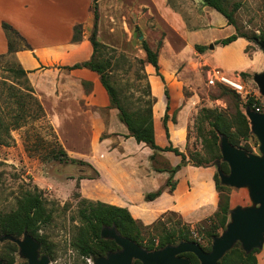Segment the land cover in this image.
Instances as JSON below:
<instances>
[{
  "label": "rangeland",
  "instance_id": "rangeland-1",
  "mask_svg": "<svg viewBox=\"0 0 264 264\" xmlns=\"http://www.w3.org/2000/svg\"><path fill=\"white\" fill-rule=\"evenodd\" d=\"M232 1L240 3L234 14L239 32L251 36L264 30V0ZM180 2L181 0H169L170 5L180 11L187 28L183 26L175 30L158 15L143 11L136 19L130 16L126 25L119 23L116 27L115 24L116 31L107 30L112 32L111 41L115 45H108L109 49L103 50L102 54L110 60L107 72L113 85L118 88L125 107L130 110L142 109L147 106L149 97H153L156 101L153 104L154 110L157 112L165 98L164 83L155 74L154 68L142 61L145 54L142 57L139 49L141 42L145 41L151 49L157 50L160 73L168 90L171 88L176 97L182 98L184 105L189 103L184 108L187 120V145L184 152L187 157L191 155L200 158L205 155V151L197 131L198 112L202 107L224 110L227 106L226 98H215L214 95L217 94L219 85L230 88L213 79L212 69L220 67L226 77L233 80L241 78L244 89L249 92L246 98L245 93L243 96L239 95L243 108L248 98L263 100L252 80V74L264 69V52L255 41L244 37H238L226 45H217L219 38L234 33L235 27L214 26L217 22L224 21V17L209 6L202 9L191 5L192 9L187 11L179 8ZM210 22H213L212 26L208 27ZM195 44L206 46L208 65L195 50ZM210 44H213V48ZM17 66L18 62L12 55L0 56V214L14 210L25 191L37 188L46 209L51 213V221L42 225L39 230L44 239L40 243V254L49 257V264H94V259L80 255L74 246L80 225L78 207L82 198L79 177L92 174V170L87 165L72 162L69 159L74 158L72 152L67 153L69 158H52L49 152L57 151L63 145L49 120L40 118L37 114L27 87L32 85L27 75L28 82L25 83L24 77L12 71ZM243 70L248 71V75L243 76ZM149 91L151 96L148 95ZM23 103L28 110L26 114L19 109ZM105 113L107 110H103V114ZM170 114L169 117L175 121L177 112ZM117 120L114 127L126 129L118 117ZM16 125L18 127L15 128ZM159 127L162 131V125ZM161 134L163 135V131ZM105 135L103 133L102 137ZM131 142L128 146L133 148L134 140ZM241 144L250 146L251 151L246 150L247 152L261 154L254 134L248 140H242ZM69 145L78 149L76 152L90 154L89 134H84L82 141H74ZM216 162L213 163L215 169ZM154 164L162 167L167 165V161L163 155L157 154ZM229 192L236 195L235 206L253 204L246 187L230 186ZM163 217L165 220L170 218L171 222L179 218L189 226L192 238L203 246L209 244L205 237L197 233L201 222L192 225L177 214H165ZM205 223L202 221V224ZM144 226L143 234L148 236L152 229L147 227L149 225ZM166 226H170V223L167 222ZM177 243L179 242L175 244ZM11 248L8 240L0 241V259L13 256L12 263H4L27 264V259L19 254L18 245L15 251H11ZM256 256L258 264H264V241Z\"/></svg>",
  "mask_w": 264,
  "mask_h": 264
},
{
  "label": "crops",
  "instance_id": "crops-1",
  "mask_svg": "<svg viewBox=\"0 0 264 264\" xmlns=\"http://www.w3.org/2000/svg\"><path fill=\"white\" fill-rule=\"evenodd\" d=\"M191 5L202 9L207 7L202 0H188L187 3L181 0L179 8L189 11ZM98 6L97 38L106 45H115L111 41L110 31H116L119 23H129L127 19L130 20V16L136 19L143 11L158 15L175 30L183 26L187 28L180 11L170 5L169 0H98ZM2 22L9 23L29 45L9 55L27 71L34 95L41 103L59 142L67 153L72 152V157L89 162L99 172L98 177L80 179L82 197L124 207L144 225L153 223L167 211L176 212L192 225L213 215L218 204L213 180L216 171L214 165H183L172 178L175 181L174 189L169 190V186L165 185L169 172L154 170L150 159L153 150L143 142L138 143L133 137H127V128L114 127L118 122L117 109L109 107V96L99 74L85 67L65 68L90 59L93 53L89 40L93 28L92 0H0V54H7L8 43ZM210 23L208 27L213 22ZM76 25L81 27V37L75 41L73 34ZM214 26L232 25H227L224 18ZM139 50L141 56L145 54L141 46ZM205 55L206 49L200 56L208 65L209 60ZM169 93V139L174 147L184 152L187 145L184 108L189 103L184 105L182 98L176 97L171 88ZM165 106V98L157 112L153 106L155 141L160 147L170 143L164 130L162 135L159 127ZM103 110H107V113L103 114ZM170 112H177L175 121L169 117ZM103 133L106 134L104 137ZM84 134L90 136V154L76 152L78 149L69 145L82 141ZM132 139L134 147L130 148L128 143H132ZM157 154L165 157L168 167L181 161V157L172 151H158L155 158ZM160 187L163 190L156 198H145L147 193ZM235 205L236 195L231 192L230 206Z\"/></svg>",
  "mask_w": 264,
  "mask_h": 264
},
{
  "label": "trees",
  "instance_id": "trees-1",
  "mask_svg": "<svg viewBox=\"0 0 264 264\" xmlns=\"http://www.w3.org/2000/svg\"><path fill=\"white\" fill-rule=\"evenodd\" d=\"M202 2L220 13L225 18L227 25L235 27L234 33L219 39L216 44L226 45L235 41L238 37L264 42V30L261 32L259 31L258 34L253 33L251 36L238 31L234 14L240 6L239 2H234L232 0H202ZM92 11L93 28L89 35V40L93 48V53L90 59L77 62L71 66H66L65 68L75 69L85 67L99 74L100 81L109 96V107L117 109L118 119L127 128V137H133L136 142H143L153 150L150 159L153 161L154 170L169 172V177L165 183V185L169 186V190H173L175 187V181L172 179L174 174L187 163L194 166H210L217 161L219 168L223 173L226 174L229 172L228 164L222 160L220 153V137L222 135L225 136L232 145L251 151L250 146L248 144L242 145L241 141H246L253 135L250 130L249 119L245 115V109H253L252 103L254 102V99L248 98L244 107L241 108L240 96L233 89L224 85H219L217 87V94H215L214 97H225L227 103L226 108L222 110L219 108L202 107L198 112L197 131L198 136L201 138V144L204 148L205 155L200 156V158L191 155L187 157L185 152L180 151L177 147H174L171 144L167 127V112L169 110L170 93L165 84L164 77L160 73L157 50L151 49L145 41H142L141 47L145 52V58L142 59V61L152 65L155 74L159 76L164 83L163 93L166 100V106L165 113L162 117V127L165 136L170 143L168 146L160 147L155 141L153 125V104L155 103V99L149 97V100H147V106L139 110H130L125 107L118 88L113 85L110 80V74L107 72V69L110 66V60L105 58L102 54V51L109 49V46L102 43L97 38V26L99 20L98 0H92ZM1 26L5 32L8 43L7 54H0L1 57L9 55L16 50L29 47L24 38L9 23L2 22ZM80 37L81 27L76 25L74 27L73 40H79ZM194 48L197 52L202 53L205 51L206 46L204 44H195ZM12 71L17 73L20 77H24L25 83L28 82L26 77L27 71L24 70L19 63L17 68H12ZM241 74L243 76L248 75L247 72H241ZM27 87L30 92V97L33 99L36 106L37 114L40 118H47L41 103L34 95V89L31 86ZM150 94L149 91L148 95L151 96ZM19 109L23 114L28 112L25 103L21 104ZM1 127L2 124L0 123V128ZM16 127H18V125H16L15 128ZM158 151H172L174 154L181 157V161L172 167H157L154 164V160ZM49 153L54 159L60 160L63 158H69L67 152L62 146H60L57 151L51 150ZM69 159L72 162L87 165L92 170V174L81 176L79 179L95 178L99 176V172L89 162L77 158ZM213 180L218 193L217 210L213 215L206 218L207 220H203L206 222L205 224H202L201 221L200 227L197 229L198 235L205 237L209 241L207 246L201 245L195 238H192L189 226L186 223L181 222L179 218L173 222H171L170 218L167 220L164 219L163 216H165V214L176 215L177 213L174 211L163 213L157 220L149 224L147 227H150L152 231L146 236L143 234V227H145L144 224L135 219L126 208L101 201H93L85 197L81 198L80 206L78 207V220L80 221V225L75 237L74 246L80 255L92 259L104 256L107 252L118 249V245L112 239L102 238L100 235V230L103 226L114 225L122 236L130 238L149 251L162 248L167 244H175L180 241H195L199 243L205 251H209L213 238L218 236L225 229L226 224L229 221V212L231 209L230 186L224 185L220 182L217 171L214 173ZM162 190L163 187H160L153 192L147 193L145 198L147 200H153L160 195ZM179 217L181 218V216ZM50 221L51 213L46 209L37 188L33 191L27 190L18 199L17 206L14 210L0 214V235L10 234L13 237H21L27 232L42 244L44 239L40 236L39 230L42 225L47 224ZM167 222L170 223V226H166ZM6 240L11 243V251H15L17 244L9 239ZM258 252V248L245 252L240 242H236L233 247L222 256L219 263L258 264L256 256ZM180 255L188 258L191 264H199L198 258L191 252H185ZM2 260L4 262L12 263L13 256L9 259L2 258ZM133 264H141V262L139 260H133Z\"/></svg>",
  "mask_w": 264,
  "mask_h": 264
},
{
  "label": "water",
  "instance_id": "water-1",
  "mask_svg": "<svg viewBox=\"0 0 264 264\" xmlns=\"http://www.w3.org/2000/svg\"><path fill=\"white\" fill-rule=\"evenodd\" d=\"M264 52V42L255 40ZM213 48V44H210ZM252 80L256 84L264 100V69L254 72ZM249 119L250 130L259 142L261 154L250 153L232 145L225 136L220 137V153L229 167L223 173L216 162L220 182L235 188L246 187L252 205L235 206L230 209L229 221L225 229L212 240L211 248L205 251L195 241H180L167 244L162 248L147 250L128 237L122 236L114 225L103 226L100 230L102 238L112 239L118 249L109 251L104 256L96 257L94 264H133L139 260L141 264H191L189 259L181 256L185 252L193 253L199 264H221L219 260L236 242H240L245 252L254 248H262L264 241V112L258 113L250 108L245 109ZM9 239L19 248V254L27 259V264H49V257L40 254V242L25 232L22 237L10 234L0 235V241ZM0 264H5L0 259Z\"/></svg>",
  "mask_w": 264,
  "mask_h": 264
},
{
  "label": "built area",
  "instance_id": "built-area-1",
  "mask_svg": "<svg viewBox=\"0 0 264 264\" xmlns=\"http://www.w3.org/2000/svg\"><path fill=\"white\" fill-rule=\"evenodd\" d=\"M212 77L214 80L220 81L228 85L231 89H233L238 95L243 96V93H245V98L249 94L248 91L244 89L243 84L241 83V78L238 80H233L224 75V72L220 68H213L212 69ZM213 81V80H212ZM254 102L252 103L251 110L261 113L264 112V101L258 100L256 97H253Z\"/></svg>",
  "mask_w": 264,
  "mask_h": 264
}]
</instances>
